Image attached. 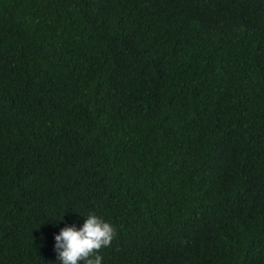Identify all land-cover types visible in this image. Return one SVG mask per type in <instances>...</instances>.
Wrapping results in <instances>:
<instances>
[{
    "label": "trees",
    "instance_id": "1",
    "mask_svg": "<svg viewBox=\"0 0 264 264\" xmlns=\"http://www.w3.org/2000/svg\"><path fill=\"white\" fill-rule=\"evenodd\" d=\"M264 264V0H0V264Z\"/></svg>",
    "mask_w": 264,
    "mask_h": 264
},
{
    "label": "clouds",
    "instance_id": "2",
    "mask_svg": "<svg viewBox=\"0 0 264 264\" xmlns=\"http://www.w3.org/2000/svg\"><path fill=\"white\" fill-rule=\"evenodd\" d=\"M116 237L114 226L102 216L89 213L83 223L62 228L54 236V250L59 264H103L100 255Z\"/></svg>",
    "mask_w": 264,
    "mask_h": 264
}]
</instances>
